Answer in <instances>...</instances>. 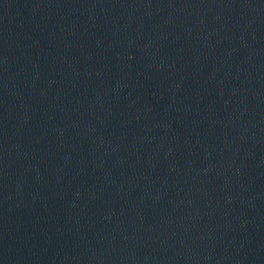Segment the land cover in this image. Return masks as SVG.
<instances>
[{"label": "water", "instance_id": "obj_1", "mask_svg": "<svg viewBox=\"0 0 264 264\" xmlns=\"http://www.w3.org/2000/svg\"><path fill=\"white\" fill-rule=\"evenodd\" d=\"M0 264H264V0H0Z\"/></svg>", "mask_w": 264, "mask_h": 264}]
</instances>
